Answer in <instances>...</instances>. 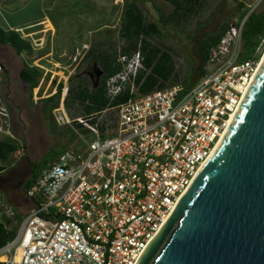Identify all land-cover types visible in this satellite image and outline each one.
I'll return each mask as SVG.
<instances>
[{
  "label": "built area",
  "instance_id": "1",
  "mask_svg": "<svg viewBox=\"0 0 264 264\" xmlns=\"http://www.w3.org/2000/svg\"><path fill=\"white\" fill-rule=\"evenodd\" d=\"M241 2L247 13L211 49L189 90L181 82L140 93L144 56L120 52L122 70L106 90L111 101L129 90L128 101L74 120L56 109L63 123L80 125L82 142L41 168L22 212L0 194V222L17 233L0 247V264L137 263L216 150L264 59V37L247 59L244 39L263 0ZM90 49L78 47L75 62ZM5 73L0 62V140H19Z\"/></svg>",
  "mask_w": 264,
  "mask_h": 264
},
{
  "label": "rangeland",
  "instance_id": "2",
  "mask_svg": "<svg viewBox=\"0 0 264 264\" xmlns=\"http://www.w3.org/2000/svg\"><path fill=\"white\" fill-rule=\"evenodd\" d=\"M14 1L16 4L30 1L21 6L26 5L28 10L33 8V18H50L42 20L41 29L38 24L33 32L29 29L20 33L31 43L33 52L24 51L18 55L10 45H0V62L6 72L4 88L15 118L17 137L23 144L22 150L11 157L0 173V194L22 212L27 204L31 206L26 198L24 184L36 163L42 167L47 159L52 157L50 161L53 160L55 153L64 147L66 150L82 142V131L76 123H63L60 113L55 109L53 116L58 125L56 127L43 112L44 103L41 100L56 94L58 86L62 84L58 111L67 120L68 115L72 120L85 115L80 104L74 102L69 107L65 105L69 86L77 84L80 76H86L90 80V88L94 89L102 73L96 62L90 63L84 59L75 62L77 48L89 44L90 48L109 53H114L116 49L119 54L127 45L122 28L125 14L133 0H10L9 4L14 5ZM238 1L241 0H207L196 16L180 26L175 25V28H163V36L150 39L151 44L172 56L178 74L176 84L183 82L190 73L194 78L197 76L200 69V44L211 36L219 35L223 27L231 24L240 13V17L244 15L236 7ZM13 7L1 6L0 13H13ZM140 7L149 21L159 22L160 25L161 14L168 15L174 10L172 4L164 0L140 2ZM257 12L264 13V0ZM16 14L20 19L30 16L26 10ZM13 16L8 15V18L13 20ZM48 20L51 28L44 24ZM250 26L249 22L247 28ZM0 27L3 29L1 22ZM251 56H246V59ZM24 65L43 69V76L31 93L20 78ZM176 84L171 80L167 86ZM68 128H73L76 136L68 146H64L62 143L70 136Z\"/></svg>",
  "mask_w": 264,
  "mask_h": 264
},
{
  "label": "water",
  "instance_id": "3",
  "mask_svg": "<svg viewBox=\"0 0 264 264\" xmlns=\"http://www.w3.org/2000/svg\"><path fill=\"white\" fill-rule=\"evenodd\" d=\"M209 161L136 264H264V59Z\"/></svg>",
  "mask_w": 264,
  "mask_h": 264
},
{
  "label": "trees",
  "instance_id": "4",
  "mask_svg": "<svg viewBox=\"0 0 264 264\" xmlns=\"http://www.w3.org/2000/svg\"><path fill=\"white\" fill-rule=\"evenodd\" d=\"M145 1L149 0H133L129 5L122 28V35L126 39L127 45L121 50V54L129 55L140 50L144 56L145 69L141 70L136 78V84L142 94L152 92L156 89L167 88L169 87L167 84L171 80H173L174 84L178 81V74L175 70L172 56L170 53L164 52L159 47L151 44L150 39L154 36H163V28L168 26L175 28V25L180 26L183 22H187L191 17L196 16L207 0H164L172 4L174 10L168 15L161 14V25L159 22H151L146 18L140 7V2ZM236 7L238 10H241V12H244V14L247 13L243 2L238 1ZM249 22L251 26L247 28ZM229 28L230 24L225 25L219 35L211 36L200 44L198 47L200 54V69L195 78L192 77L190 73L183 81L186 90L192 88L203 76V70L209 59L211 49L220 42L222 36ZM263 36L264 13L256 12L250 15L244 30L246 56L254 54ZM0 44L10 45L18 55H21L24 51L33 52L31 43L25 40L19 32L14 30L5 31L0 28ZM250 48L251 51L249 50ZM119 54L116 49L114 53H109L106 50L99 51L96 48H91L84 61H89L90 63L93 61L100 66L103 75L100 77L99 84L96 88L91 89L89 84L90 80L86 76H80L77 84L69 86L65 105L69 107L70 104L76 102L83 107L85 115H92L108 107H114L128 101L131 98L129 90L117 96L113 101L108 98L106 90L107 80L122 70V65L117 63ZM42 76L43 69L36 66L24 65L20 71V78L28 85L30 93L38 86ZM62 88L63 86L60 84L56 94L41 100L44 103L43 112L56 127H58V125L53 116V111L60 106ZM76 125L80 127V125ZM67 133H69L70 136L62 143L64 146H68L74 136H76L73 128H68ZM21 148L22 144L20 140H0V173L5 169V165L11 161V157ZM64 149L55 153L53 157L61 154ZM50 159H47L44 164L46 165ZM42 167L36 163L35 167L32 169L33 171L30 177L27 178L24 184L25 194L36 181V178H38ZM18 218L21 219V216L18 215ZM15 234H17L15 229L9 231L4 223L0 222V247L11 240Z\"/></svg>",
  "mask_w": 264,
  "mask_h": 264
},
{
  "label": "crops",
  "instance_id": "5",
  "mask_svg": "<svg viewBox=\"0 0 264 264\" xmlns=\"http://www.w3.org/2000/svg\"><path fill=\"white\" fill-rule=\"evenodd\" d=\"M9 2H10V0H0V7L1 6H8V7L9 6L10 7L14 6L13 7V11H12L13 13H11V12L10 13H4V14L0 13V22L3 24V29L5 31L14 30V31H17L19 33H22V32L24 33L25 30L31 29V32H33L34 28H35V25L39 24V26H40L41 25L40 23L42 22V20H44L45 18L50 20L49 17H45V18H42V19L33 18L32 14H31V13H33V8L31 10H28L29 7L26 6L27 4H29L30 1H27L26 2L27 4L25 2L24 3H20V4H16L15 1H14V5L9 4ZM22 4H26V5H24L22 7L21 6ZM17 6H19V7H17ZM30 7H32V6H30ZM25 10L30 12V16H27L26 18L20 19V17L17 16L16 13L23 12ZM8 15L9 16L15 15V16H13L12 17L13 20H11V19L8 18ZM41 28L42 27L40 26V29ZM0 45H2V44H0Z\"/></svg>",
  "mask_w": 264,
  "mask_h": 264
},
{
  "label": "bare ground",
  "instance_id": "6",
  "mask_svg": "<svg viewBox=\"0 0 264 264\" xmlns=\"http://www.w3.org/2000/svg\"><path fill=\"white\" fill-rule=\"evenodd\" d=\"M44 24H45L46 26H48V28H51V27H52L51 24H50V21H49V20H48L47 22H45ZM201 170H202V169H201ZM201 170H200V171H201ZM199 173H200V172H199ZM199 173H198V174H199ZM170 217H171V216H170ZM170 217H169V218H170ZM169 218H168V219H169ZM167 221H168V220H167ZM6 260H7V257H6L5 255L0 256V261H6Z\"/></svg>",
  "mask_w": 264,
  "mask_h": 264
},
{
  "label": "flooded vegetation",
  "instance_id": "7",
  "mask_svg": "<svg viewBox=\"0 0 264 264\" xmlns=\"http://www.w3.org/2000/svg\"><path fill=\"white\" fill-rule=\"evenodd\" d=\"M33 171V170H32ZM32 171H31V173H32ZM31 175V174H30ZM30 177V176H29Z\"/></svg>",
  "mask_w": 264,
  "mask_h": 264
}]
</instances>
